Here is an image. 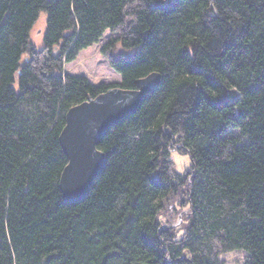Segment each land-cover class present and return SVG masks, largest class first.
Masks as SVG:
<instances>
[{
  "label": "trees",
  "instance_id": "trees-1",
  "mask_svg": "<svg viewBox=\"0 0 264 264\" xmlns=\"http://www.w3.org/2000/svg\"><path fill=\"white\" fill-rule=\"evenodd\" d=\"M105 31L119 80L66 72ZM151 72L158 86L98 138L88 192L64 200L68 108ZM234 249L264 264V0H0V264H222Z\"/></svg>",
  "mask_w": 264,
  "mask_h": 264
},
{
  "label": "water",
  "instance_id": "water-1",
  "mask_svg": "<svg viewBox=\"0 0 264 264\" xmlns=\"http://www.w3.org/2000/svg\"><path fill=\"white\" fill-rule=\"evenodd\" d=\"M159 81V73L151 72L137 79L134 89L110 87L68 108L58 136L67 159L58 181L64 200L74 202L85 196L103 163L104 154L96 147L98 138L110 124L134 111Z\"/></svg>",
  "mask_w": 264,
  "mask_h": 264
},
{
  "label": "rangeland",
  "instance_id": "rangeland-1",
  "mask_svg": "<svg viewBox=\"0 0 264 264\" xmlns=\"http://www.w3.org/2000/svg\"><path fill=\"white\" fill-rule=\"evenodd\" d=\"M45 16V12L40 11L30 31V40L38 47L42 45ZM115 35L116 34L114 33L105 31L98 43L81 50L73 61L64 65V70L70 74L84 75L92 82H113L119 80L118 74L110 68L107 60L99 52L102 43L109 37ZM173 153H175V156H173ZM170 159L172 161L173 168L177 171L182 172L190 168L189 156L187 154L180 153L176 146H172ZM182 213L183 212L179 211L170 221H164V226L176 227L181 224ZM245 254L246 252L243 249H234L221 253L219 258L222 261V264H242Z\"/></svg>",
  "mask_w": 264,
  "mask_h": 264
},
{
  "label": "clouds",
  "instance_id": "clouds-1",
  "mask_svg": "<svg viewBox=\"0 0 264 264\" xmlns=\"http://www.w3.org/2000/svg\"><path fill=\"white\" fill-rule=\"evenodd\" d=\"M173 156H175V153H173ZM185 162H186V158H185Z\"/></svg>",
  "mask_w": 264,
  "mask_h": 264
},
{
  "label": "crops",
  "instance_id": "crops-1",
  "mask_svg": "<svg viewBox=\"0 0 264 264\" xmlns=\"http://www.w3.org/2000/svg\"><path fill=\"white\" fill-rule=\"evenodd\" d=\"M84 50V49H83ZM119 76V75H118ZM91 81V80H90ZM118 81V80H117ZM92 82V81H91ZM94 83H98V82H94Z\"/></svg>",
  "mask_w": 264,
  "mask_h": 264
}]
</instances>
